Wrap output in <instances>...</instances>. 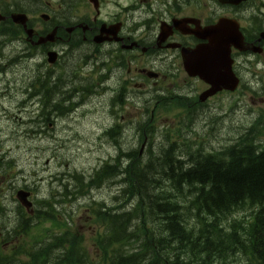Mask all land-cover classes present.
I'll return each mask as SVG.
<instances>
[{"label": "flooded vegetation", "instance_id": "flooded-vegetation-1", "mask_svg": "<svg viewBox=\"0 0 264 264\" xmlns=\"http://www.w3.org/2000/svg\"><path fill=\"white\" fill-rule=\"evenodd\" d=\"M13 16L25 20L15 23ZM48 35L52 41L37 43ZM203 45L215 51L228 50L232 72L242 83L246 78L261 80L264 0H0L4 102L0 113L13 127L10 138L20 136L13 130L28 131L31 138L33 126L48 131L62 121L48 117L53 94L37 91L38 75L48 78L53 88L64 89L61 95L66 104L94 95L90 106L109 105L121 120L128 109L127 100L135 98L128 86L141 89L145 112L153 104L152 115L157 108L155 100L169 90L178 91L180 84L200 85L199 91L193 88L198 99L208 86L188 76L182 51ZM49 53L55 55L54 63L48 62ZM30 62L35 63L28 65L32 69L27 68ZM18 68L26 69L27 80L6 85L4 73L13 74ZM221 95L227 94L213 98ZM36 106L41 108L39 119L35 118ZM191 108L194 115L209 110L207 102L199 100ZM200 119L199 125H206V119ZM111 126L117 127L116 123ZM3 144L0 141V147ZM11 154V150L0 153V240L13 242L20 255L23 252L31 257L37 240L31 222L40 193L30 185V178L21 177L15 162H7L5 157ZM21 190L31 202L27 211L34 212L25 219L19 213V208H26L22 205L25 199L19 196Z\"/></svg>", "mask_w": 264, "mask_h": 264}, {"label": "trees", "instance_id": "trees-1", "mask_svg": "<svg viewBox=\"0 0 264 264\" xmlns=\"http://www.w3.org/2000/svg\"><path fill=\"white\" fill-rule=\"evenodd\" d=\"M46 86L44 90L53 91ZM50 100L65 102L56 93ZM48 106L51 112L61 110L52 101ZM248 131L260 134L264 128ZM193 134L198 141L186 138L178 126L162 142L160 148H168L162 154L149 156V150L148 156H139L134 151L126 161L128 167H120L116 160L93 174L90 185L94 188L110 181L112 174L121 177L123 187L117 209L108 210L111 217L100 218L108 235L115 238L107 246L132 240L137 253L121 251L118 258L124 263L264 264V145L254 143V137L238 138V144L217 150L204 146L206 134ZM152 156L159 159L153 161ZM72 187L64 184L63 199L70 202L75 196L67 188ZM120 205H129V211H119ZM52 213L58 233L27 264H48V260L51 264H84L85 251H79L84 255L77 262L74 257L79 238ZM101 213L96 211L97 216ZM64 227L68 231L61 234ZM0 264H8V260L1 259Z\"/></svg>", "mask_w": 264, "mask_h": 264}, {"label": "rangeland", "instance_id": "rangeland-1", "mask_svg": "<svg viewBox=\"0 0 264 264\" xmlns=\"http://www.w3.org/2000/svg\"><path fill=\"white\" fill-rule=\"evenodd\" d=\"M23 79V78H22ZM246 78L245 80H248ZM36 80H39L36 77ZM23 81H26L23 79ZM262 83H257V87H264V75L261 78ZM254 85L256 83H253ZM250 86V84H246ZM61 88V87H59ZM59 88H53V94H57L60 99H62L63 90ZM55 90V92H54ZM58 92V93H57ZM53 104L56 103L55 100H51ZM45 102V101H44ZM264 102V101H263ZM258 98L251 94H248L243 90L242 92L237 93L233 96H218L213 99H209L210 104V115L209 118H212L216 115V117H220L222 119H226L225 128L220 127L216 128L215 130L209 131L208 133L211 134L212 137L210 138V143L208 141L204 142V146L208 144V148L221 150L222 148H230L239 143V140L236 138L246 137H256V138H264V133L259 132L252 133L243 129L244 126H249V123L257 116L258 112L264 114V104ZM63 115L61 117L54 116L57 119H64V117H68L69 115ZM253 113L256 114L254 117ZM159 118V127L167 126L169 129H173L174 126H178L180 122L175 119L182 114V109L179 107L172 106V107H162L158 111ZM95 117H91L90 119H94ZM207 117H205L206 119ZM88 123V120H87ZM219 126V125H218ZM258 129L261 130L264 128V123L262 121L258 122L257 125ZM133 128V127H132ZM201 128V127H200ZM253 129H256L254 127ZM197 132L206 133V131H201L196 128ZM100 131L94 130H83L81 127L76 129H66L62 131H57L54 136H49L48 138L41 139L37 138V142L34 144L21 145L18 150V154L15 156L18 165L23 167L26 173L31 174L33 172L42 173V176L48 181L49 177L53 176H60L63 172L69 174H75L76 178H80V182H88L89 178L95 173L92 171L88 174L91 169H93L99 162L100 159L110 160L116 155V152L113 148L109 145L105 144V141L100 138L101 137ZM243 135V136H241ZM39 136V134L37 135ZM42 137V136H41ZM134 140H136V133L134 130L130 129L122 134L121 140L116 141L118 146H121L123 149H127L126 147L133 146L136 148L134 144ZM10 147V145H7ZM11 147L15 148L14 145ZM222 147V148H220ZM165 146L161 148L158 146L149 156L154 155L157 153L160 154ZM17 149V148H15ZM40 150V151H39ZM210 153V151H205V154ZM154 156H152V159ZM159 157L153 159L158 160ZM103 163V162H101ZM128 164V163H127ZM126 166V164H125ZM128 167V166H126ZM85 174V175H83ZM88 174V175H86ZM41 175V174H40ZM117 176L112 174L111 177ZM73 179H65V185H71ZM75 182H78L76 180ZM55 184L53 183L51 186L54 187ZM56 187V186H55ZM67 191H73L75 198L71 200V204L66 206L67 215L70 216L71 223L79 224V221H83V217L81 218V214L83 211L82 205L85 204H92L94 201L98 200L104 203L106 210H109L107 207L108 197H113L116 195V189L111 188V184L109 181L105 182L103 186L100 188H91V194L85 197V201L81 199H77V194L75 190L67 188ZM53 192V190H48V193ZM65 194V191H63ZM64 200H67L64 198ZM54 205L56 203H53ZM105 208H99L101 212L104 211ZM127 210L125 207H121L119 211ZM112 211H115L112 209ZM117 211V212H119ZM96 214V211L94 212ZM50 223H45L42 227H40L37 231L38 234H42L43 236L46 235V230L50 228ZM97 225L93 224L91 227L94 229ZM87 228V227H86ZM88 230V229H87ZM90 230L88 231V235L90 234ZM88 246L90 249H94L92 241H88ZM92 254L94 251L91 252Z\"/></svg>", "mask_w": 264, "mask_h": 264}, {"label": "water", "instance_id": "water-1", "mask_svg": "<svg viewBox=\"0 0 264 264\" xmlns=\"http://www.w3.org/2000/svg\"><path fill=\"white\" fill-rule=\"evenodd\" d=\"M223 58L221 56L213 57L212 61H210V65L208 67L204 66L201 68H197L198 71L193 70V75H199L206 83L211 86V89L208 91L206 96L213 95L216 91H220L221 89H227L229 91H234L238 81L234 79L232 74L230 73L229 67L223 66L225 72L220 76L214 72V69L222 65ZM225 65V64H223ZM196 67H194L195 69ZM215 79H221L219 82L215 81Z\"/></svg>", "mask_w": 264, "mask_h": 264}, {"label": "bare ground", "instance_id": "bare-ground-1", "mask_svg": "<svg viewBox=\"0 0 264 264\" xmlns=\"http://www.w3.org/2000/svg\"><path fill=\"white\" fill-rule=\"evenodd\" d=\"M47 108L49 109L50 107L49 106H47ZM51 111H47L46 113L48 114V117H50V116H59V117H61L62 115H63V113H62V111H60V112H51ZM241 136H243V135H241ZM242 138H245V139H248V137H246V136H244V137H242ZM249 138H252L253 139V137H249ZM254 138L255 139H253V142L254 143H262V145H264V138L263 139H261V138H256L255 136H254ZM168 148H164L163 150H162V152L160 153V154H162L164 151H166ZM208 154H210V153H208ZM93 176V175H92ZM92 176L89 178V183H91V178H92ZM105 184V183H104ZM103 184V185H104ZM102 185V186H103ZM91 188H94V187H92L91 186ZM72 190H73V188H72ZM64 194V193H63ZM63 196V195H62ZM56 205V204H55ZM106 209H104V211H105Z\"/></svg>", "mask_w": 264, "mask_h": 264}]
</instances>
